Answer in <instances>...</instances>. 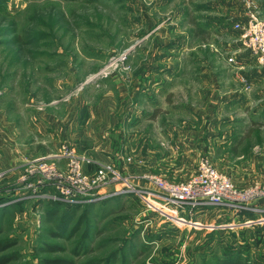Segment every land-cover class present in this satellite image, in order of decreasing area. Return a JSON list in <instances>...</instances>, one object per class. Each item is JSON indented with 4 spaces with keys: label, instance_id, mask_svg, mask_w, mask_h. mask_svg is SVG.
<instances>
[{
    "label": "rangeland",
    "instance_id": "obj_1",
    "mask_svg": "<svg viewBox=\"0 0 264 264\" xmlns=\"http://www.w3.org/2000/svg\"><path fill=\"white\" fill-rule=\"evenodd\" d=\"M251 11L264 20V0H0V263L264 264V195L173 218L112 188L54 199L28 173L67 146L94 174L177 123L198 153L165 177L188 180L208 155L264 193V67L236 29ZM146 167H128L134 184L160 172Z\"/></svg>",
    "mask_w": 264,
    "mask_h": 264
},
{
    "label": "built area",
    "instance_id": "obj_2",
    "mask_svg": "<svg viewBox=\"0 0 264 264\" xmlns=\"http://www.w3.org/2000/svg\"><path fill=\"white\" fill-rule=\"evenodd\" d=\"M236 29L243 47L253 52L264 67V20L251 11L236 24ZM228 62L236 63L234 57H229ZM90 162L73 147L64 146L56 155L33 161L28 173L38 185L53 191L54 199L63 198L76 203L95 195L102 196L96 191L112 188L114 191L111 195L127 192L141 194L153 210L173 218L183 212L192 214L200 208L211 206L247 212L253 210L250 202L264 195L257 188L246 191L238 189L228 175L217 169L208 155L201 158L195 174L186 181L146 174L144 180L152 188L137 186L130 174L120 171L112 163H96L97 171L94 174L86 173L85 166ZM126 162L133 163V159L127 157ZM178 220L184 219L180 217Z\"/></svg>",
    "mask_w": 264,
    "mask_h": 264
},
{
    "label": "crops",
    "instance_id": "obj_3",
    "mask_svg": "<svg viewBox=\"0 0 264 264\" xmlns=\"http://www.w3.org/2000/svg\"><path fill=\"white\" fill-rule=\"evenodd\" d=\"M229 58V57H228ZM189 134V136H188ZM194 136V137H193ZM197 133L192 130L186 131L185 134L183 130L179 127V125L169 123L168 125L165 124L163 127L160 126V132L158 134V142L159 145L157 148L155 147V138H145L142 143V152L139 154L140 157H134L132 158L135 162L141 161L144 164H147L148 168H156L158 169L159 175L163 176H178L182 174L183 168L179 164L182 160H178L180 155L184 153L185 155L190 156V160H192V153L195 154V156L198 153V144L194 143V139L197 137ZM135 139H132V142L137 144V142H134ZM212 142L210 145L212 146ZM129 156H118L116 159H111L108 161H101L103 163H112L116 166L117 169L120 171L128 173V167L132 165V163H127L126 158ZM139 159V160H138ZM178 160V161H177ZM176 161L178 162L176 164ZM169 168V169H168ZM150 170V169H149ZM166 170L167 172H164ZM197 169H195V174ZM172 171V172H169ZM129 174V173H128ZM137 185V184H136ZM151 186V184L147 183L142 185H137L141 188H149L148 186ZM152 187V186H151ZM213 208H216L214 206H211ZM211 207H203L201 209L211 208ZM252 220V219H251Z\"/></svg>",
    "mask_w": 264,
    "mask_h": 264
},
{
    "label": "trees",
    "instance_id": "obj_4",
    "mask_svg": "<svg viewBox=\"0 0 264 264\" xmlns=\"http://www.w3.org/2000/svg\"><path fill=\"white\" fill-rule=\"evenodd\" d=\"M11 247L10 244H8L7 242H0V253L4 252L6 250H8ZM0 264H4L0 263ZM217 264H245V262L243 260H235V259H227V260H222L220 262H218Z\"/></svg>",
    "mask_w": 264,
    "mask_h": 264
}]
</instances>
